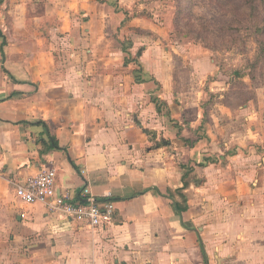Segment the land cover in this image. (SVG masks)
<instances>
[{
  "label": "crops",
  "instance_id": "1",
  "mask_svg": "<svg viewBox=\"0 0 264 264\" xmlns=\"http://www.w3.org/2000/svg\"><path fill=\"white\" fill-rule=\"evenodd\" d=\"M174 14L175 0H0V264H264V99L244 121L213 111L235 78ZM50 168L58 192L111 201L114 224L16 195Z\"/></svg>",
  "mask_w": 264,
  "mask_h": 264
},
{
  "label": "trees",
  "instance_id": "2",
  "mask_svg": "<svg viewBox=\"0 0 264 264\" xmlns=\"http://www.w3.org/2000/svg\"><path fill=\"white\" fill-rule=\"evenodd\" d=\"M216 8L218 22L204 12L195 10ZM187 12V16L182 18ZM197 16V17H196ZM196 21L195 25L181 26V20ZM174 22L176 30L204 47L252 46L253 56L248 60L249 74L264 68V0H243L236 4L232 0H175ZM178 210L182 208L178 205Z\"/></svg>",
  "mask_w": 264,
  "mask_h": 264
},
{
  "label": "built area",
  "instance_id": "3",
  "mask_svg": "<svg viewBox=\"0 0 264 264\" xmlns=\"http://www.w3.org/2000/svg\"><path fill=\"white\" fill-rule=\"evenodd\" d=\"M56 177L54 168L41 170L18 185L16 195L26 203H43L49 212L64 215L91 228L114 224L116 207L111 201L98 203L87 186L79 196L58 192Z\"/></svg>",
  "mask_w": 264,
  "mask_h": 264
},
{
  "label": "rangeland",
  "instance_id": "4",
  "mask_svg": "<svg viewBox=\"0 0 264 264\" xmlns=\"http://www.w3.org/2000/svg\"><path fill=\"white\" fill-rule=\"evenodd\" d=\"M197 4L199 0H194ZM203 1V0H202ZM236 4H241L243 0H232ZM198 12L206 13L213 22H218L219 14L216 8L202 9L198 7L195 10V15L198 16ZM187 16V12L182 18ZM196 16V17H197ZM181 26L189 24L195 25L196 21L181 20ZM210 50L213 60L220 66L225 73L229 76H234V80L231 82V86L226 91H217L213 95L209 94L208 103L211 105L212 110H216L219 105L224 104L231 108L232 112L240 113L241 121L246 117L242 114V107L244 103H248L249 100L264 99V68H257L255 73L249 74L247 68L248 60L253 56V47L250 45L245 46H233L232 48L225 47H207ZM223 95L224 97H220ZM214 106V107H213ZM216 112V111H215ZM264 115V112L261 114ZM228 120V119H227ZM231 119L228 120L230 122ZM237 120V119H234ZM232 120V122L234 121ZM240 123V122H239ZM242 126V125H241ZM247 127L243 128L245 130ZM248 130L251 131L248 124Z\"/></svg>",
  "mask_w": 264,
  "mask_h": 264
}]
</instances>
